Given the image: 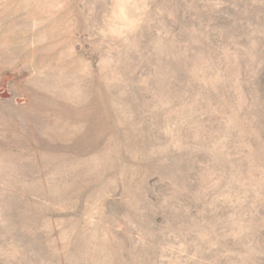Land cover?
<instances>
[{
  "label": "rangeland",
  "instance_id": "rangeland-1",
  "mask_svg": "<svg viewBox=\"0 0 264 264\" xmlns=\"http://www.w3.org/2000/svg\"><path fill=\"white\" fill-rule=\"evenodd\" d=\"M0 264H264V0H0Z\"/></svg>",
  "mask_w": 264,
  "mask_h": 264
}]
</instances>
